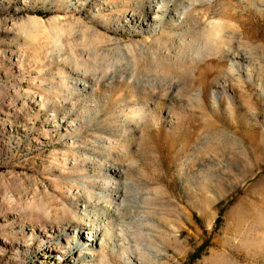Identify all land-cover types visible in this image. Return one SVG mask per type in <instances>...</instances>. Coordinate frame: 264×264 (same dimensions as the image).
I'll list each match as a JSON object with an SVG mask.
<instances>
[{
    "label": "rangeland",
    "instance_id": "374dc122",
    "mask_svg": "<svg viewBox=\"0 0 264 264\" xmlns=\"http://www.w3.org/2000/svg\"><path fill=\"white\" fill-rule=\"evenodd\" d=\"M0 264H264V0H0Z\"/></svg>",
    "mask_w": 264,
    "mask_h": 264
},
{
    "label": "bare ground",
    "instance_id": "6f19581e",
    "mask_svg": "<svg viewBox=\"0 0 264 264\" xmlns=\"http://www.w3.org/2000/svg\"><path fill=\"white\" fill-rule=\"evenodd\" d=\"M163 6L162 5H159V8H157V10L156 11H160V10H162L161 8H162ZM155 11V12H156ZM156 14H158V12H156ZM159 17V14L158 15H156L154 18H158ZM97 234V233H96ZM88 235H92V233L91 232H88ZM89 239H92L91 237H89L88 238V240Z\"/></svg>",
    "mask_w": 264,
    "mask_h": 264
}]
</instances>
